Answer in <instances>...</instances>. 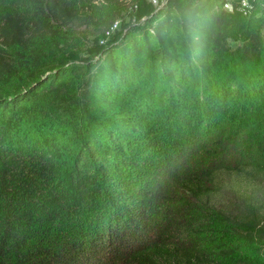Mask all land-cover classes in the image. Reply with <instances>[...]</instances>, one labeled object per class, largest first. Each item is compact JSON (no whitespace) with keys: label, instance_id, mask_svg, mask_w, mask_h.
Listing matches in <instances>:
<instances>
[{"label":"trees","instance_id":"obj_1","mask_svg":"<svg viewBox=\"0 0 264 264\" xmlns=\"http://www.w3.org/2000/svg\"><path fill=\"white\" fill-rule=\"evenodd\" d=\"M224 2L168 0L95 59L58 61L0 94V264H264V145L196 162L232 97L243 92V110L264 102V0L248 15ZM31 3L28 18L0 13V78L16 70L9 48L32 68L37 43L84 47L83 28L111 26L120 6ZM84 90L113 113L95 126L94 106L73 99L58 116L74 147L22 137L21 122Z\"/></svg>","mask_w":264,"mask_h":264},{"label":"rangeland","instance_id":"obj_2","mask_svg":"<svg viewBox=\"0 0 264 264\" xmlns=\"http://www.w3.org/2000/svg\"><path fill=\"white\" fill-rule=\"evenodd\" d=\"M73 6L78 8H84L88 0H68ZM120 6L118 8V18L111 26H105L92 23L86 28H83V44L84 47L73 45V43L58 42V47L50 41L39 42L32 48L34 55L39 62L34 64L32 68H25L19 54H27V51H23L16 46L9 48L13 59L15 60L16 70L12 76H2L0 78V94L6 95L12 90L20 87L30 79V76L37 70L47 68L48 65L54 64L58 61H84L86 59H95L96 51L105 46L108 43L116 41L123 32L130 27L141 21L140 18L143 14L149 13L151 10L160 7L168 0H159L158 3H153L150 0H119ZM177 0H171V4H175ZM33 5L31 0H0V13L4 11H14L19 13L23 17H30L32 13ZM249 13L246 12L245 15ZM140 18V19H139ZM263 23H264V19ZM235 39L230 41V46L234 47L240 42L241 36L235 35ZM264 64V63H263ZM263 68H261L259 75L263 74ZM87 91H81L80 95L75 96H63L56 100L55 105L52 108L51 114L47 115L43 119L21 122L22 137H29L32 133L38 134L40 137H57L59 138L58 145L71 143V147L76 144L75 134L73 130L64 125L60 121L58 114H62L67 111L68 105L73 99L83 100L86 104L91 103L95 110L92 111V124L98 125L97 116L101 114L111 115L113 110L111 107L104 104L97 105L96 100L92 96L86 93ZM243 92L239 98L229 101V106L224 108L223 111L227 113V119L224 123V130L219 137H214L210 142H207L205 146V154H201L197 157L196 162L199 165H205L209 162L212 153L215 156L233 151L235 148L237 151L248 150L249 155L253 152L256 156H261V149L264 145V102L263 104L253 105L252 110L247 112L240 106V101L243 99ZM246 99V98H245ZM243 105V104H242ZM116 114V113H114ZM124 112H118L117 116L123 115ZM96 117V118H95ZM146 120V119H145ZM143 122V120H142ZM153 124L150 120L143 123L140 128L143 134L146 135L149 130H152ZM125 127V126H124ZM148 127V128H147ZM148 130L147 132L145 131ZM46 133L44 136L43 133ZM59 149V148H58ZM61 150V148H60ZM62 151V150H61ZM61 153V159H68V155ZM212 152V153H211ZM240 154V153H238ZM60 159V160H61ZM192 163V160L190 161ZM212 244V243H209Z\"/></svg>","mask_w":264,"mask_h":264},{"label":"built area","instance_id":"obj_3","mask_svg":"<svg viewBox=\"0 0 264 264\" xmlns=\"http://www.w3.org/2000/svg\"><path fill=\"white\" fill-rule=\"evenodd\" d=\"M153 3H158L159 0H150ZM263 0H225L222 4V9L228 12L241 11L243 13L250 12L256 3Z\"/></svg>","mask_w":264,"mask_h":264}]
</instances>
